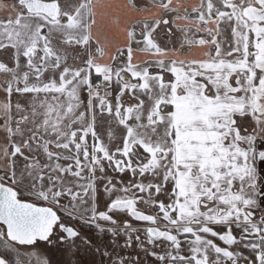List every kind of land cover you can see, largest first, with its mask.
<instances>
[{"label":"snow or ice","instance_id":"snow-or-ice-1","mask_svg":"<svg viewBox=\"0 0 264 264\" xmlns=\"http://www.w3.org/2000/svg\"><path fill=\"white\" fill-rule=\"evenodd\" d=\"M148 3L0 0V264H264V0Z\"/></svg>","mask_w":264,"mask_h":264},{"label":"crops","instance_id":"crops-1","mask_svg":"<svg viewBox=\"0 0 264 264\" xmlns=\"http://www.w3.org/2000/svg\"><path fill=\"white\" fill-rule=\"evenodd\" d=\"M4 2L10 3V2H12V0H4ZM143 6L148 7V8L151 7V5L148 3V0H143ZM0 16H3V13H0ZM225 38H227V35L225 36ZM0 58L7 60V59H9V56L7 53H3L2 51H0ZM2 81H3V77H2V75H0V82H2Z\"/></svg>","mask_w":264,"mask_h":264},{"label":"rangeland","instance_id":"rangeland-1","mask_svg":"<svg viewBox=\"0 0 264 264\" xmlns=\"http://www.w3.org/2000/svg\"><path fill=\"white\" fill-rule=\"evenodd\" d=\"M136 223H140V222H136ZM151 259V258H150Z\"/></svg>","mask_w":264,"mask_h":264}]
</instances>
